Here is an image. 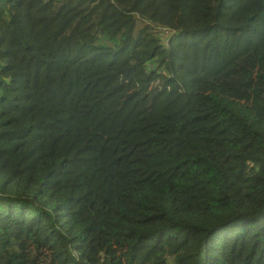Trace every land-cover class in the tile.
<instances>
[{
    "label": "trees",
    "instance_id": "16d2710c",
    "mask_svg": "<svg viewBox=\"0 0 264 264\" xmlns=\"http://www.w3.org/2000/svg\"><path fill=\"white\" fill-rule=\"evenodd\" d=\"M0 264H264V0H0Z\"/></svg>",
    "mask_w": 264,
    "mask_h": 264
}]
</instances>
